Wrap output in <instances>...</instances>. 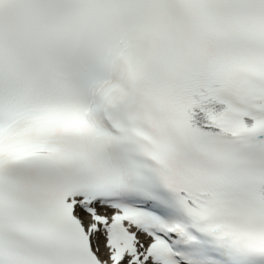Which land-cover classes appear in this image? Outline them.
<instances>
[{"label": "snow or ice", "instance_id": "6c2138e0", "mask_svg": "<svg viewBox=\"0 0 264 264\" xmlns=\"http://www.w3.org/2000/svg\"><path fill=\"white\" fill-rule=\"evenodd\" d=\"M0 264H264V0H0Z\"/></svg>", "mask_w": 264, "mask_h": 264}]
</instances>
